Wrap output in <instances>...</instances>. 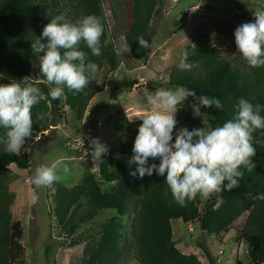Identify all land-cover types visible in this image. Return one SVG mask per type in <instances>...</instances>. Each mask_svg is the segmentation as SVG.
<instances>
[{"label": "trees", "instance_id": "16d2710c", "mask_svg": "<svg viewBox=\"0 0 264 264\" xmlns=\"http://www.w3.org/2000/svg\"><path fill=\"white\" fill-rule=\"evenodd\" d=\"M110 1L117 3L118 0H0V83L7 84L11 80L31 76L32 82L47 95L50 86L39 72L38 60L31 45L49 23L48 13L52 16L63 13L72 20L88 14L101 19L105 29L101 37L102 55L92 56L85 45L80 46L100 69L104 64H109L113 69L118 66L119 58L113 41L121 36L131 56L135 60L143 59L147 50L138 44L137 39L142 37L147 41L152 36L153 27L150 24L157 13L158 0H132V22L122 35L119 34L121 27L118 29L114 23L107 21L104 3ZM247 1L256 2L264 9V0ZM111 10L113 16L117 17V5L112 4ZM212 45L208 33L199 34L194 44L187 45L181 54L188 51L189 62L195 67L191 72H182L177 68L178 60L170 70L169 85L188 88L197 97L202 92L218 97L223 110L204 108L208 112L207 121L194 119L191 113L183 117L176 116L174 139L176 133L182 130L222 125L232 118L234 105L240 98L254 105H264V67L250 68L239 53L229 59L220 48ZM102 90V85L93 82L81 93L73 95L65 89L59 100L50 103L42 101L32 110L31 137L44 135L52 126L53 116H60L57 112L62 105L70 109L75 121L81 122L90 101ZM37 112L48 115L44 121H38ZM112 123L117 132L128 136L127 140L120 143L116 150L111 147L97 170L89 165L78 184L68 187L59 180L55 182L53 217L61 232L67 236L91 221L99 212L116 211V215L102 223L97 235L85 241L91 249L85 264H120L134 245L136 251L133 258L140 264H202L197 255L185 254L177 247L171 221L181 219L186 224L198 221L207 235H219L246 212L247 217L241 229L235 232L237 239L247 243L252 262L264 264V201L252 199L256 193L264 192V130H257L253 134L255 167L250 172L244 170L240 186L213 194L200 208L199 197L184 207L173 202L170 194L166 197L165 178L155 173L151 177L145 175L142 179L132 176L130 173L136 165L129 164V160L142 121L130 120L124 110L119 109ZM32 146L30 150L20 149L16 154H6L0 146V264H27L23 259L24 247L21 243L24 228L21 220L13 218L5 194L11 182L9 173L13 165L20 170L31 168ZM116 151L122 158L115 154ZM100 179L109 184L107 190L103 189ZM132 213L134 225L126 237L124 218L130 217ZM81 243L73 240L71 244ZM197 246L213 263L207 246L202 243Z\"/></svg>", "mask_w": 264, "mask_h": 264}, {"label": "rangeland", "instance_id": "374dc122", "mask_svg": "<svg viewBox=\"0 0 264 264\" xmlns=\"http://www.w3.org/2000/svg\"><path fill=\"white\" fill-rule=\"evenodd\" d=\"M117 5V17L113 16L111 5ZM108 22L114 23L119 34L132 22V0H118L117 3H104ZM157 13L151 21V51L141 60H135L129 51L124 37L113 41L118 54L119 63L115 69L109 64L101 66L98 80L103 90L89 103L81 122L74 119L67 106H61L58 114L53 116L52 126L44 135H36L26 141L22 150L32 149V166L29 170H20L14 165L9 173L10 185L5 194L14 219L21 220L24 236L21 241L24 247L23 259L27 264H85L91 251L86 240L97 235L104 221L116 215L115 210H103L91 221L81 225L73 234L65 235L53 217V193L55 182L51 186L36 187L31 182L36 167L50 165L61 160L70 169L68 174L58 173L59 181L68 187L78 184L85 170L98 165L85 155L89 148V138H99L100 142L116 150L128 136L117 132L112 120L119 109L130 120L140 119L145 108L141 96L145 91L154 92L157 88L174 90L169 85L171 68L177 64L184 48L197 41L198 35L208 33L211 41L222 50L223 55L233 59L238 55L235 44V29L254 20V11L260 10L256 2L247 0H158ZM215 33V37H213ZM139 83H144L136 87ZM194 101L188 100L179 105L176 116L192 114ZM203 119L207 121L208 112ZM93 129L88 137L90 129ZM80 135L83 144L80 140ZM264 148V141L262 142ZM118 157L122 155L116 151ZM101 184L104 190L109 184ZM206 199H199V207H203ZM133 213L124 218L126 230L130 235L133 227ZM247 217V212L233 223L227 231L219 235H207L200 229L198 221L183 223L181 219L171 221L173 238L177 247L185 254H195L202 264H255L247 251V243L238 240L236 230ZM73 240L82 241L72 245ZM205 244L211 253L213 263L204 251L197 246ZM126 253L120 264H140L135 260V245Z\"/></svg>", "mask_w": 264, "mask_h": 264}, {"label": "clouds", "instance_id": "9594fccd", "mask_svg": "<svg viewBox=\"0 0 264 264\" xmlns=\"http://www.w3.org/2000/svg\"><path fill=\"white\" fill-rule=\"evenodd\" d=\"M40 34L32 42V51L39 65V72L50 86L47 95L32 82L31 76L10 83H0V146L6 154H16L33 133V108L42 101L59 100L67 91L73 95L83 92L90 84H100L99 65L89 59L80 47L85 45L92 56L102 55L101 37L104 25L94 14L75 20L66 14L50 15ZM215 37V33H213ZM239 54L250 68L264 67V9L254 11V20L238 26L234 31ZM46 41V42H42ZM140 46L147 47L142 37ZM215 47V44L212 45ZM184 51L177 64L178 70L191 72L195 67ZM2 78V77H0ZM191 100L193 118L207 116L204 108L223 110L218 97L202 94L197 97L188 88L178 86L174 90L157 88L145 91L141 101L148 107L139 116L142 123L134 140L133 155L129 164H135L131 175L143 178L154 173L165 178V196L181 207L189 202L208 199L215 193L231 191L240 186L244 170L255 167L253 158V134L264 130V105L253 104L240 98L234 105L232 118L217 127H193L175 135L177 111L181 104ZM47 113L37 112L36 119L44 121ZM81 143L83 140L80 135ZM174 141V142H173ZM90 153L85 155L97 165L102 164L108 153L107 146L99 138H89ZM151 161V162H150ZM243 169V170H242ZM70 172L67 164L56 160L50 165L36 167L31 182L36 187L51 186L60 179L58 173ZM227 181V183H225ZM264 201V192L252 196Z\"/></svg>", "mask_w": 264, "mask_h": 264}, {"label": "water", "instance_id": "95a60500", "mask_svg": "<svg viewBox=\"0 0 264 264\" xmlns=\"http://www.w3.org/2000/svg\"><path fill=\"white\" fill-rule=\"evenodd\" d=\"M147 42H148V44H147L146 50H147V53H148V52L151 51V47H150L151 37L148 38ZM140 85H144V83H139L138 85H136V87H138ZM92 132H93V129L91 128L90 131H89L88 137L91 136ZM200 229H202V224H200Z\"/></svg>", "mask_w": 264, "mask_h": 264}]
</instances>
